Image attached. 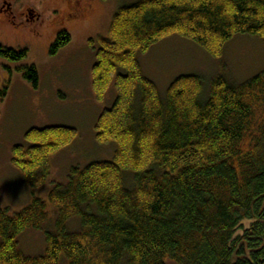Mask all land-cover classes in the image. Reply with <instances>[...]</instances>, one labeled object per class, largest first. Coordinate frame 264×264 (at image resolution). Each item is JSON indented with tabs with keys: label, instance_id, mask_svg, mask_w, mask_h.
<instances>
[{
	"label": "trees",
	"instance_id": "16d2710c",
	"mask_svg": "<svg viewBox=\"0 0 264 264\" xmlns=\"http://www.w3.org/2000/svg\"><path fill=\"white\" fill-rule=\"evenodd\" d=\"M171 35L213 58L237 35L264 44V0H141L119 8L92 69L97 101L112 86L116 92L95 124L97 143L116 144L113 159L72 168L67 183L49 192L58 217L42 256L23 255L17 238L43 230L47 203L32 197L13 214L0 206V264H264V71L243 83L216 78L205 101L199 76H179L161 98L138 56ZM70 41L58 32L49 54ZM27 56L0 45L7 62ZM16 72L37 89L34 66ZM76 135L68 127L29 130L26 145L11 152L24 184L42 187L50 157ZM74 218L80 227L71 232Z\"/></svg>",
	"mask_w": 264,
	"mask_h": 264
},
{
	"label": "rangeland",
	"instance_id": "374dc122",
	"mask_svg": "<svg viewBox=\"0 0 264 264\" xmlns=\"http://www.w3.org/2000/svg\"><path fill=\"white\" fill-rule=\"evenodd\" d=\"M139 1L16 0L38 14L33 31L27 25L18 29L10 25L0 28V45L28 52L27 58L19 63L0 58V206L13 214L26 207L32 197L47 203L48 221L43 230H26L17 238V248L25 256H42L45 233L54 231L58 213L47 202L52 188L66 184L74 167L113 159L116 144L97 143L95 124L99 115L112 105L116 92L112 86L104 100L97 101L92 89V69L99 40L108 38L114 14L119 8ZM60 31H67L71 41L51 56L50 47ZM138 60L143 74L156 85L161 98L179 76L197 75L203 82L200 98L205 101L216 78L243 83L264 71V44L257 37L237 35L224 46L220 58H213L196 43L171 35L140 54ZM24 66L36 68L37 89L16 72L17 67ZM46 127L73 128L77 135L69 146L50 157L46 183L31 189L12 165L11 152L16 145H26L25 134L29 130ZM248 226L245 222L244 227ZM67 227L71 232L77 231L79 220L72 219ZM62 261L61 264H66ZM166 264L174 263L166 261Z\"/></svg>",
	"mask_w": 264,
	"mask_h": 264
},
{
	"label": "flooded vegetation",
	"instance_id": "af4514ba",
	"mask_svg": "<svg viewBox=\"0 0 264 264\" xmlns=\"http://www.w3.org/2000/svg\"><path fill=\"white\" fill-rule=\"evenodd\" d=\"M38 20V14L24 4H17L16 0H0V28L10 25L13 29L20 26H29L32 30L33 25ZM33 31V30H32Z\"/></svg>",
	"mask_w": 264,
	"mask_h": 264
}]
</instances>
